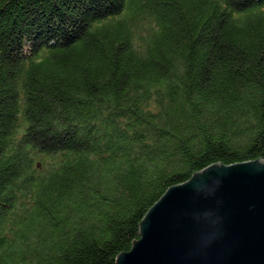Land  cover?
I'll return each instance as SVG.
<instances>
[{
    "label": "trees",
    "instance_id": "1",
    "mask_svg": "<svg viewBox=\"0 0 264 264\" xmlns=\"http://www.w3.org/2000/svg\"><path fill=\"white\" fill-rule=\"evenodd\" d=\"M264 160V0H0V264H114L166 191Z\"/></svg>",
    "mask_w": 264,
    "mask_h": 264
},
{
    "label": "water",
    "instance_id": "2",
    "mask_svg": "<svg viewBox=\"0 0 264 264\" xmlns=\"http://www.w3.org/2000/svg\"><path fill=\"white\" fill-rule=\"evenodd\" d=\"M137 228L114 264H264V160L193 174Z\"/></svg>",
    "mask_w": 264,
    "mask_h": 264
}]
</instances>
